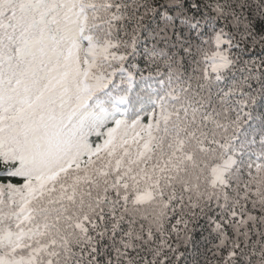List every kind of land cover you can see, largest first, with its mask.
Returning <instances> with one entry per match:
<instances>
[{
  "label": "snow or ice",
  "instance_id": "snow-or-ice-1",
  "mask_svg": "<svg viewBox=\"0 0 264 264\" xmlns=\"http://www.w3.org/2000/svg\"><path fill=\"white\" fill-rule=\"evenodd\" d=\"M0 264H264V0H0Z\"/></svg>",
  "mask_w": 264,
  "mask_h": 264
}]
</instances>
